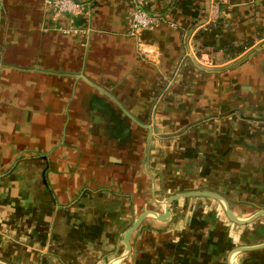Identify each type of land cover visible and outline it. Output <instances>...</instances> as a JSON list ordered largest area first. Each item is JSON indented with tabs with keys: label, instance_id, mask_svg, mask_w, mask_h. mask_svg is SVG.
I'll list each match as a JSON object with an SVG mask.
<instances>
[{
	"label": "crops",
	"instance_id": "crops-1",
	"mask_svg": "<svg viewBox=\"0 0 264 264\" xmlns=\"http://www.w3.org/2000/svg\"><path fill=\"white\" fill-rule=\"evenodd\" d=\"M78 1L0 0V259L106 263L187 190L264 209V0H147L165 21L138 34L128 0ZM152 217L120 264H264V215Z\"/></svg>",
	"mask_w": 264,
	"mask_h": 264
},
{
	"label": "built area",
	"instance_id": "built-area-1",
	"mask_svg": "<svg viewBox=\"0 0 264 264\" xmlns=\"http://www.w3.org/2000/svg\"><path fill=\"white\" fill-rule=\"evenodd\" d=\"M47 5H54L56 8V13L59 17L64 15L73 16L79 13L83 4L78 0H45ZM130 6V21L129 27L130 32L133 34H138L142 30L149 29L159 24L160 22L165 21V16L152 14L147 11V0H128ZM213 13L212 16L214 19L218 16V4H213ZM66 33L78 32L79 28H62ZM259 46L264 47V37L261 41L258 42ZM144 53L148 52L144 48L142 50Z\"/></svg>",
	"mask_w": 264,
	"mask_h": 264
},
{
	"label": "water",
	"instance_id": "water-1",
	"mask_svg": "<svg viewBox=\"0 0 264 264\" xmlns=\"http://www.w3.org/2000/svg\"><path fill=\"white\" fill-rule=\"evenodd\" d=\"M189 196L213 197L215 199H218V200L222 201L225 204L226 212H227L228 216L233 221H235L237 223H246L248 221H251L252 219H254L257 216L264 215V209H261L260 211L256 212L254 215H252L250 218L240 219L232 211V209L230 207V203L227 200V198L225 196H223L222 194H220L218 192H215V191L207 190V191H188V192H183V193H177V194L171 195L170 197H168L164 201V203H163L164 207H165L164 208V212H160L159 213V212L152 211V210L145 211L125 231V234H124L125 253L120 257V259H124V258H126V257H128L130 255L131 249H132L131 236L139 228L141 223L147 218L148 215H154L156 217V219L159 220V221H166V220L170 219V217H171L172 204L175 201L179 200L180 198L189 197ZM253 248H257V247H255V246H252V247H240L238 250L242 251V250H248V249H253ZM0 264H9V263H7V262H5V261L0 259Z\"/></svg>",
	"mask_w": 264,
	"mask_h": 264
},
{
	"label": "rangeland",
	"instance_id": "rangeland-1",
	"mask_svg": "<svg viewBox=\"0 0 264 264\" xmlns=\"http://www.w3.org/2000/svg\"><path fill=\"white\" fill-rule=\"evenodd\" d=\"M189 190H187V191H185V192H188ZM191 191H207V190H191ZM181 193H183V192H181ZM177 194V193H176ZM174 195V194H173ZM171 196V195H170ZM169 196V197H170ZM189 197H201V196H189ZM202 197H204V196H202ZM168 198V197H167ZM166 198V199H167ZM184 198H187V197H184ZM213 198V197H212ZM165 199V200H166ZM180 199H182V198H180ZM164 200V201H165ZM163 201V202H164ZM220 201V200H219ZM222 204H223V207H224V211H225V213L227 214V212H226V207H225V204L222 202V201H220ZM163 206H164V204H163ZM231 207V206H230ZM150 211V210H149ZM152 211H154V210H152ZM157 212V211H156ZM152 216H154V215H148L147 216V218L149 219V218H153ZM227 216H228V214H227ZM155 217V216H154ZM229 217V216H228ZM238 217V216H237ZM146 218V219H147ZM230 218V217H229ZM250 218V217H249ZM145 219V220H146ZM155 219H156V217H155ZM240 219H242V218H240ZM145 220L141 223V225L145 222ZM157 220V219H156ZM169 220V219H168ZM168 220H166V221H168ZM230 220L231 221H233L231 218H230ZM159 221V220H158ZM234 223H237V222H235V221H233ZM250 221H248V222H246V223H249ZM246 223H239V224H246ZM133 223H131L130 225H129V227L132 225ZM140 225V226H141ZM139 226V227H140ZM129 227H127V229L129 228ZM126 229V230H127ZM125 253V252H124ZM124 253H121L120 255H118V256H116L114 259H109L108 261H106V263L104 262L103 264H120V263H122L124 260H126L128 257H126V258H124V259H120V257L124 254Z\"/></svg>",
	"mask_w": 264,
	"mask_h": 264
}]
</instances>
